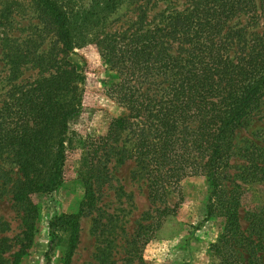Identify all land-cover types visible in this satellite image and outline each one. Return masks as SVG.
<instances>
[{"label":"trees","instance_id":"obj_1","mask_svg":"<svg viewBox=\"0 0 264 264\" xmlns=\"http://www.w3.org/2000/svg\"><path fill=\"white\" fill-rule=\"evenodd\" d=\"M5 2L0 26L10 12ZM31 2L60 45L31 58L18 45L4 53L12 76L29 62L38 77L12 84L0 102V160L9 158L19 174L11 199L23 223L11 258L0 257V264H18L33 242L38 210L31 195L62 182L68 120L80 110L84 78L66 55L83 35L115 70L107 93L125 114L111 118L104 134L86 139L78 168L82 199L76 212L48 220L44 264L57 246L62 264H69L78 218L92 209L95 184L105 181L104 162L124 160L117 147L124 130L132 139L127 157L145 175L150 200L177 189L183 177L201 175L209 188L203 220L218 215L230 244L245 240L237 221L240 191L226 194L221 185L234 131L264 107V0H90L78 10L69 0ZM124 3L134 5V19L123 29H105L107 15ZM250 155L249 174L264 180V148Z\"/></svg>","mask_w":264,"mask_h":264},{"label":"rangeland","instance_id":"obj_2","mask_svg":"<svg viewBox=\"0 0 264 264\" xmlns=\"http://www.w3.org/2000/svg\"><path fill=\"white\" fill-rule=\"evenodd\" d=\"M5 1L10 12L0 26V102L12 84L38 77L37 69L24 62L12 78L4 57L9 46L18 45L31 58L41 52H55L60 45L53 27L40 20L31 0ZM5 1L0 0V5ZM89 1L69 0L68 5L78 10L87 7ZM182 1L178 0L180 4ZM133 6L124 3L108 14L105 29L126 27L134 19ZM66 58L84 76L78 85L81 107L68 120L62 182L54 191L31 195L38 218L33 242L18 264H44L48 220L58 213L76 212L82 199L84 186L78 168L86 139L104 134L111 118L125 114L107 93L117 74L104 63L94 41L84 44V35L81 36ZM131 146L132 139L124 130L117 140L124 160L118 163L110 157L104 162L105 181L95 184L93 207L78 218V241L69 264H264V180H257V172L249 174L252 169L248 168L254 156L250 153L255 147L264 148V107L234 131L228 178L221 185L226 194L233 189L240 191L237 221L246 239L237 245L226 239L222 217L203 220L209 195L203 176L183 177L177 189L166 188L163 198L152 201L145 175L136 172L134 162L127 157ZM255 162L259 164L258 159ZM18 178L15 164L9 158L1 159L0 242L4 239V244H0V257L5 259L11 258L23 228L22 212L11 199L12 184ZM49 255L47 264H62L61 246Z\"/></svg>","mask_w":264,"mask_h":264}]
</instances>
